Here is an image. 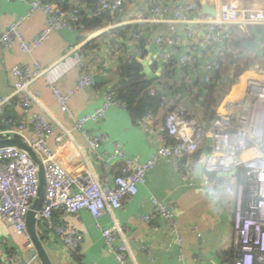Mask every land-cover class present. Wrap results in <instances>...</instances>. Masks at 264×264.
Returning a JSON list of instances; mask_svg holds the SVG:
<instances>
[{
	"label": "built area",
	"instance_id": "obj_1",
	"mask_svg": "<svg viewBox=\"0 0 264 264\" xmlns=\"http://www.w3.org/2000/svg\"><path fill=\"white\" fill-rule=\"evenodd\" d=\"M28 1L27 14L20 16L1 35L0 43L6 49L12 47V41L16 38L20 49L28 53L46 40L51 31L73 29L71 21L76 19L79 0H68L72 6L70 10L60 8L50 0ZM236 1L220 0L217 16L201 21L191 12L194 5H188L185 0H147L148 16L139 14L134 20L118 21L124 14L125 0H96L97 8L89 16H107L110 19L102 30L89 35L88 40L102 34L107 41L111 30L116 27L148 21L158 25L161 30L148 37L141 31L135 38H147L154 44L157 48L154 59L164 64L175 62L183 69L199 68L201 72V87L187 81L185 91H181L166 81H160L147 88L151 96H161L162 119L156 123L154 116L147 114L140 119L139 125L150 136H161L166 132L177 141L169 143L161 137L149 158L142 162L129 158L118 141L112 142L109 151L102 150L103 143L108 139L107 134L101 129L90 130L85 127L88 122L104 119L110 107L128 112L127 106L114 97L110 87L104 91L101 104L88 114L75 116L67 103L75 92L90 88L93 77L104 74L110 65L106 58L84 56L83 47L88 40L66 49L67 57L73 54L78 72L74 85L66 91L54 83V66L45 67L34 62L31 65L18 63L12 67L14 88L9 95L0 94V117L13 97L18 99L23 111L29 113L34 138L25 139V142L41 161L46 182L45 196L36 214V228L54 233L72 256L78 254L84 236L67 217L86 210L95 218L105 213L111 216L109 225L101 230L104 246L114 255L118 264H131L125 228L116 220L114 212L122 207L125 199L137 193L138 185L145 183L159 159L172 164L182 178L190 182L193 164L191 168L182 170L179 161L185 155L200 151L195 162L201 164L203 184L208 183L206 172L228 174L235 170V174L227 175L237 186L233 206L236 238L234 263L264 264V78L246 79L241 96L227 103L223 113L212 121L206 120L203 109L206 85L213 82L216 71L229 66V41L233 36V28L248 32L249 27L264 25V0H257L256 5L238 4ZM36 10L45 14L46 26L31 41H26L20 33V26ZM201 43L204 48H201ZM138 50L135 48L136 52ZM256 69L264 72L257 66ZM40 77L48 82L60 110L74 121L75 128L83 135L86 150L101 170V175L90 166L76 170L73 175L70 173L68 162L76 159L79 153L83 155L85 148L76 144L67 131L54 136V147L48 145L47 138L53 135L54 125L44 115L30 111L32 105L38 103L39 93L31 92L29 86ZM235 81V84L241 82L239 77ZM25 124V121L21 122L10 132L21 135ZM115 164L117 173L114 171ZM238 171H242L243 181H238ZM37 191V166L33 160L16 146H0V221L21 233L29 248L33 246L25 220ZM151 202L152 209L143 216L144 221L163 220L181 246L179 224L172 203L155 197H151ZM193 230L200 237L196 226H193ZM31 259L37 260V256L32 255ZM0 264L28 263L23 262L16 253L4 251L0 254ZM177 264H187L182 254L177 256Z\"/></svg>",
	"mask_w": 264,
	"mask_h": 264
},
{
	"label": "crops",
	"instance_id": "obj_2",
	"mask_svg": "<svg viewBox=\"0 0 264 264\" xmlns=\"http://www.w3.org/2000/svg\"><path fill=\"white\" fill-rule=\"evenodd\" d=\"M185 1L190 6L194 5L191 12L196 19L206 21L217 16L220 0ZM242 1L237 0L236 2L245 5L258 4L257 0ZM82 3L88 15L95 10L93 6L95 8L97 6L91 0H83ZM148 6L147 0H125L124 14L119 17L118 21H131L136 19L139 14L148 16ZM28 10V0H0V38L13 22L20 16H25ZM128 24L131 32L129 36L120 37L112 33L107 41L102 34L93 38V42L97 43L98 48L90 50L86 57L90 58L92 55H96V59L106 58L110 65L104 74L97 76L90 88L81 89L68 98L67 103L75 116L92 112L101 104L104 91L109 87L113 89L117 86L119 76L116 69L122 57L143 58L148 54L151 42L145 38L148 51L145 56L141 57V51L136 44L135 35L137 33L135 32L143 31L144 36L148 37L151 33L153 35L161 30L158 25L148 21L138 22L136 28H134V23ZM45 26V14L36 10L24 19L20 26V33L24 40L31 41ZM102 28L104 26L98 31ZM133 29L136 31H132ZM93 32L82 33L84 38L80 40L81 34L78 30L68 28L54 30L46 40L28 53L20 49L16 38L13 39L10 49H6L0 43V94L9 95L13 91L15 79L11 69L14 65L18 63L31 65L34 62L45 67L54 66L52 69L54 83L62 91H66L74 85L78 76L73 54H69L67 57L66 49L70 45L88 40L89 35ZM245 33H247L245 36L242 34L244 38L252 36L249 32ZM254 37L252 42H246L249 50L264 51V37L257 36V34ZM200 46L204 48L202 43ZM135 48L139 50L136 52ZM156 52L157 48L154 46V58ZM154 58L150 66L151 70L154 72L158 68L161 70L158 79L153 80L149 86L166 81L174 88L185 91L187 81H192L201 87L199 68L183 69L175 62L165 65ZM228 68L229 66L216 71L213 75V83L217 86V90L222 92L224 87V91L217 101L212 115H204L208 122L223 113L227 103L241 96L246 79L250 77L264 78V72L258 71L254 65L248 66L238 76L241 81L239 84L232 83L231 86H226L232 78L230 74L232 71ZM29 89L33 93H39V101L32 105L30 111L44 115L55 127L53 135L47 138L48 145L54 147V136L67 131L76 144L85 148L83 155L79 153L76 159L68 162L70 173L73 175L76 170H83L84 166H90L97 174L99 173L98 175H101V170L91 158L90 152L86 150L83 135L75 128L74 121L60 110L48 82L43 77L37 78L30 84ZM153 116L155 122L158 123L162 119V112L159 110ZM23 121L26 124L21 130V135L10 132ZM85 127L90 130L101 129L107 134L108 139L103 143L102 150L109 151L112 142L118 141L126 155L137 162L149 158L162 137L160 135L150 136L144 132L139 123L133 121L129 112L118 107H110L104 119L99 122H88ZM11 138H19L23 142L25 139L34 138L33 129L29 123V113L23 111L16 97L11 99L0 117V141ZM196 164L194 161L193 177L188 182L182 178L180 172L172 164L164 159H159L145 183L138 185L137 193L131 198L125 199L122 207L114 212L116 220L125 228L131 264H177L179 254L183 255L187 264H228L223 259L222 252L234 250L236 247L233 230V206L237 195V186L227 175L220 174L217 176L223 179L222 183L208 180L207 184H203L201 174L200 177L194 176ZM116 168L115 164L114 171L117 170ZM151 197L170 202L174 206L179 224L178 235L182 241L181 246L176 242V235L169 231L163 220L155 219L150 223L144 221L143 216L150 213L152 209ZM67 219L84 236L78 254L75 256L69 253L54 233L45 229H42L43 232L41 229H37L39 238L41 239V235L44 236L43 244L53 264H118L114 255L105 248L101 233V230L111 222V216L108 213L95 218L86 210H82L77 215H68ZM193 226L197 227V231L201 234L200 237L196 236ZM4 251L16 253L25 263L42 264L35 249L27 247L24 236L15 231L12 226L0 221V254ZM32 255H36L37 260L33 261Z\"/></svg>",
	"mask_w": 264,
	"mask_h": 264
},
{
	"label": "trees",
	"instance_id": "obj_3",
	"mask_svg": "<svg viewBox=\"0 0 264 264\" xmlns=\"http://www.w3.org/2000/svg\"><path fill=\"white\" fill-rule=\"evenodd\" d=\"M54 2L57 6L60 8H63L65 10L72 9V6L70 5L68 0H50ZM83 0H79V9L76 14V19L71 21L72 28L74 30H78L81 34L80 40L84 38V35L86 32H93L96 30H99L101 27L105 26L107 22L109 21L110 17L102 16V17H91L88 15L86 10L84 9ZM92 3L95 5L96 0H91ZM94 9L95 6H93ZM137 25H134V28H136ZM129 25H123L120 27H116L111 30V33H115L116 35L120 37H126L129 36L131 33L129 31ZM136 31V30H132ZM249 34H252V36H248L244 38L242 34L245 36L247 33L235 30L233 31V36L231 40L229 41V47L230 52L228 54L229 57V68L231 69V76L232 78L229 80V82L226 84V86H231L232 83L236 80V78L241 74V71L248 67V66H257L260 69H264V51H251L249 50V47L246 45V42L249 41L252 42L255 39V34L257 36L264 37V25H258V26H252L248 29ZM135 33H139L138 31ZM94 40L91 39L89 42L86 43L84 46V56L86 57L87 53L90 50H94L98 48L97 43L93 42ZM136 44L139 47L141 53L140 56L143 57L146 55L148 48L146 47V41L143 37L136 38ZM92 54V53H91ZM92 57L96 58V55H92ZM171 63V62H170ZM169 63H166L167 65ZM228 68V69H229ZM143 69L142 64L134 57V56H127L122 57L121 61L116 69V73L119 76V81L117 82V86L112 89V93L114 97L122 101L128 108V112L133 119L134 122L137 121L139 123L140 119L147 115L152 114L156 115L158 111L160 110V103H161V96L160 94H156L154 96H151L146 90L149 84L152 82L151 80H146L145 75L141 74V71ZM106 72V71H105ZM229 74V73H228ZM102 75V74H101ZM97 76H100V74L95 75L93 77L94 83ZM92 86V85H91ZM217 86L212 82L210 84H207L205 87V92L203 95V109L205 110L206 115L211 114L212 111L215 108V105L217 101L221 98V95L224 91V87L222 92H219L217 90ZM162 138L166 140L167 142H176V138L171 137L166 132L162 133ZM200 155V151H197L190 155H185L182 158H180V168L184 170L185 167L191 168V165L194 161L198 159ZM193 169V165H192ZM118 171H116L117 173ZM206 176L208 180L210 181H216L218 183H222L223 179L217 176V173L215 172H206ZM236 177L238 181H243V174L242 171H238L236 174ZM58 216L55 215V220L58 221ZM41 228L39 227V230ZM43 232V230L41 229ZM39 234L41 232L39 231ZM41 240L44 243V236L41 235ZM222 255H224V260L227 261L228 264H235V256H236V248L227 250L222 252Z\"/></svg>",
	"mask_w": 264,
	"mask_h": 264
},
{
	"label": "water",
	"instance_id": "obj_4",
	"mask_svg": "<svg viewBox=\"0 0 264 264\" xmlns=\"http://www.w3.org/2000/svg\"><path fill=\"white\" fill-rule=\"evenodd\" d=\"M154 44H151L150 50L148 54L143 57H136V59L142 64L143 69L141 71L142 75H145L146 80H156L159 77V71L161 68H158L157 71H152L151 70V65H152V60L154 58ZM2 145H12L20 148L23 150L27 155L33 160L35 165L37 166V176H38V191H37V196L34 199V201L31 204V207L26 215V230L27 233L30 237L31 243L33 248L35 249V252L40 259L42 264H53L51 261L47 250L42 242V240L39 238L38 233H37V218L36 214L41 208L44 196H45V173H44V168L41 163V161L38 159L32 148L27 145L25 142H23L19 138H11V139H5L3 141H0V146ZM209 151V148L207 149ZM201 164H196L194 168V176L195 177H200L201 174ZM235 174V170L230 171L228 174L226 173H220V175H233Z\"/></svg>",
	"mask_w": 264,
	"mask_h": 264
},
{
	"label": "rangeland",
	"instance_id": "obj_5",
	"mask_svg": "<svg viewBox=\"0 0 264 264\" xmlns=\"http://www.w3.org/2000/svg\"><path fill=\"white\" fill-rule=\"evenodd\" d=\"M235 30H237V29L233 28L232 32L235 31ZM235 83H236V81L234 82V84H235Z\"/></svg>",
	"mask_w": 264,
	"mask_h": 264
}]
</instances>
